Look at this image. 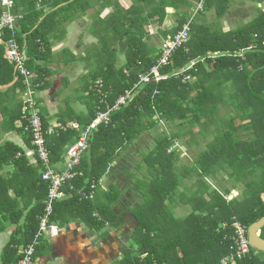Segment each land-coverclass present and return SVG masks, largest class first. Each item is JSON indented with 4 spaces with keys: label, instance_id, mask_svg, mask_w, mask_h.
I'll return each mask as SVG.
<instances>
[{
    "label": "trees",
    "instance_id": "trees-1",
    "mask_svg": "<svg viewBox=\"0 0 264 264\" xmlns=\"http://www.w3.org/2000/svg\"><path fill=\"white\" fill-rule=\"evenodd\" d=\"M232 1L204 0L203 9L214 7L215 20H220L228 13ZM251 1L258 5L254 17L227 32L219 26L211 29L198 25L195 17L201 12L195 15L188 43L178 49L170 64L161 70L167 78L133 90V98L110 115L108 124L90 133L88 148L76 168L77 174L64 186L65 198L53 205L49 224L62 228L80 223L89 230L101 232L103 237L109 230H120L119 216L114 211L119 194L114 187L97 194L101 179L136 138L160 124L178 128L173 139L191 135L194 125H203L200 134L211 138L205 150L195 158L193 167L184 168L180 175L175 166L178 153L168 152L173 141L163 134L152 151L142 157L150 180L133 185L135 194L142 199L140 205L129 209L137 225L130 235L131 245L124 246L121 258L112 264H219L230 253L233 220L249 228L264 217V13L259 0ZM83 2L42 0L38 8L36 0H15L14 11L22 19L17 23L15 34L5 31L2 40L14 38L26 48V68L35 75L31 79L34 92L43 91L49 85L45 81L48 74L45 66L37 64L47 62L50 55L45 28L53 24L59 13ZM175 2L162 0L150 8L146 17L135 8L127 11L128 18L120 16L118 11L112 14L107 33L113 36L100 37L102 51L113 56L115 51L105 46L114 42L112 38L125 39L123 64L118 66L109 57L107 62L98 65L82 88L86 94L87 115L74 118L62 115L57 123L67 126L75 123L68 121H76L84 129L98 111L114 105L120 95L134 88L139 75L147 73L160 56V51L148 45L146 27L150 22L161 25L166 16L165 7ZM183 2L187 7L192 4L188 0ZM44 5L64 6L44 16ZM179 19L176 28L160 33L163 39L173 35L186 22L185 15ZM4 50L5 46L0 44V86L9 85L18 77L13 65L4 59ZM191 62H194L192 66ZM97 82L108 92L105 104L100 103L96 94ZM20 87L21 79L18 78L12 86L0 91V97ZM222 106L230 109L228 118L220 115ZM21 107L22 102L17 115L4 118L3 127L8 125V130L16 131L14 123L21 120L25 144L31 149V137L25 131L27 123L22 120ZM37 108L46 127L49 125L47 119L38 104ZM79 133L67 129L46 138L53 167H60L66 148L78 139ZM243 133L247 136L242 137ZM24 152L8 142L0 146V167L11 165L14 169L8 180L0 177V213L8 214L14 227L2 251L0 264H18L23 257L19 249L33 242L32 264L48 249V244L42 242L44 236L35 243L48 186L41 180L39 163L30 164ZM219 171H226L234 183L232 187L239 189V196L226 201L230 190L214 188L208 193V201L202 196V190L207 191L210 186L208 181L202 182L188 198L181 193V200L189 204L190 212L183 219L175 218L166 203L178 194L181 179L192 178V173L199 180L215 178ZM9 188L15 192L14 199L8 198ZM81 193L87 196L92 193L93 198L83 197ZM260 237L264 239V227ZM234 264H264V254L251 249L245 258Z\"/></svg>",
    "mask_w": 264,
    "mask_h": 264
},
{
    "label": "crops",
    "instance_id": "crops-1",
    "mask_svg": "<svg viewBox=\"0 0 264 264\" xmlns=\"http://www.w3.org/2000/svg\"><path fill=\"white\" fill-rule=\"evenodd\" d=\"M161 1L162 0H84L82 4L73 6L56 16L55 20L52 21L53 24L45 28L49 38V59L42 64L37 63L41 66H45L48 72L47 76L45 75V81H48L49 85L47 89L37 92L36 96L38 107L45 115L48 124L58 122V119L62 115H67L70 118L87 115L86 94L83 92L84 89L82 91L85 82L89 80L92 73L97 71V66L102 64L103 61L107 62L109 57L110 59H114V63L118 66L123 64L125 39L121 38L116 40L112 38L114 42L105 46L115 51L113 56L105 54L102 51L103 44L100 41V37L109 39L113 36L111 33H107L109 19L112 17V14L118 11L120 16H126L128 18L129 14L127 11L135 8L137 13L139 12L142 14V17H146L150 8ZM173 1H176L175 4L165 7L166 16L161 25L150 22L146 27V31L148 32V45L154 48V46H150V43H158V45H160L156 48L158 51H160L164 40L160 33L176 28L179 24V18L185 15L187 20L188 15L191 14V12L185 11V9L188 8L184 4V0ZM188 1H191L193 4L189 7L192 10L196 8V5L201 0H198L196 3H193V0ZM248 1L250 2L251 0L232 1L228 13L220 20H215L214 18V7L211 9H204L199 13L196 19L198 20L200 18L199 25L211 23L213 24L212 29L219 26L223 32H227L230 29H234L235 27H231L239 22L241 18L246 17V14L242 16V9L247 8L246 10H248ZM60 6L50 8V6L44 5L43 8H41L45 16L49 13L51 14ZM236 14L238 15L235 18H231V16H235ZM226 22H230L229 25H232L228 27V29H225ZM23 48L27 56L26 48ZM90 49H98L99 51L97 50L92 54ZM15 82L16 79L10 85L0 86V91H5ZM21 102V87L17 88L13 93H3L0 97V146L8 142L26 151L28 150V146L25 144V134H23V131L20 129L22 121H15L14 127L16 131L8 130V125L3 127L4 118L10 119L12 116L18 114ZM70 122L79 124L76 121H68L67 123ZM129 150L121 157L117 158L110 166L108 173L101 179L100 188L97 192V194L105 193L109 191L110 187H116L115 189L118 194H120V200L115 204L114 211L119 216V222L121 223L120 230H109L108 234L103 237L101 232L98 233L89 230L80 223L74 222L62 228L57 227L58 233L55 237L43 238L42 242L48 244V249L36 258L35 264H112L121 258L122 249L124 247L123 241L130 238L132 229L137 225L128 208L125 210L119 208L120 204L128 200L126 196L135 197L133 185L138 182L135 181L132 187L130 183H127L126 188L130 190V192L124 189V181H122V178L124 179V175H127V171L130 170V161H134L133 163L137 161L134 157H130L128 154L130 153ZM150 151L152 150H149V152ZM125 157L128 158L126 159ZM26 159L32 165L36 164L33 159ZM119 166H121V168ZM59 169H61V165ZM13 171L14 169L11 165H3L0 167V177L8 180L13 174ZM181 181L179 186L180 190L182 189L181 193H184L183 190L186 188L183 187ZM208 191L209 189L205 191L204 188L202 190L203 194H208ZM7 192L8 198H15L16 195L13 189L9 188ZM191 193L193 194V192ZM177 195L181 198L179 193ZM20 207H22L21 202ZM13 230L14 227L8 214L0 213V259L2 251L7 245ZM21 250L22 248L19 249V254Z\"/></svg>",
    "mask_w": 264,
    "mask_h": 264
},
{
    "label": "built area",
    "instance_id": "built-area-1",
    "mask_svg": "<svg viewBox=\"0 0 264 264\" xmlns=\"http://www.w3.org/2000/svg\"><path fill=\"white\" fill-rule=\"evenodd\" d=\"M203 0H201L194 9V16L203 10ZM39 7L42 0H36ZM15 0H0V44L5 46L4 59L13 65L17 78L21 79V86L23 87L24 94L21 107V117L27 125L25 131L31 137V149L24 152L26 158H31L37 161L42 169L41 180L48 186L47 198L45 201L44 213L40 218L39 231L35 236V243L40 237L45 234L53 238L58 233V228L54 224H49L50 217L53 213V205L65 198L63 188L76 176V168L78 167L82 156L88 148V139L90 133L95 131L99 126L107 125L110 115L116 112L120 106L126 105L128 101L133 98V90L140 89L141 86L150 84L152 82H159L167 78L166 75L161 74V70L168 66L171 62L173 54L180 48L184 47L189 39L191 32V25L194 16L189 17L182 27L177 30L173 35H167L164 38L161 48L160 56L156 64L150 70L142 75H139L138 82L134 85L132 90H127L123 95H120L115 101L114 105H107L104 111H98L95 118L89 126L81 129L79 124L70 123L67 126L61 123H51L44 127L39 110L37 108L34 90L31 88L33 74L26 68L27 56L25 49L20 46L14 38L4 42L2 36L5 31L15 34L17 23L22 19V16L17 15L14 11ZM259 7L264 13V0H259ZM194 62H191V66ZM96 94L100 103H106L108 92L102 89L101 82L96 83ZM67 129L76 130L79 133L78 139L66 148L64 161L61 164V169L55 168L50 163V152L47 147L46 138L49 136H56L60 132H65ZM79 176L81 174H78ZM72 188V187H70ZM94 189V186L91 187ZM81 196L93 198L92 193L86 195L81 193ZM226 224L223 225L225 227ZM230 227L234 231L232 236V246L230 253L221 259L219 264H234L236 260L245 258L251 251L247 239L248 228L242 225L237 220H233ZM34 242L33 245H28L21 250L20 254L23 257L19 260L18 264H32V256L34 255ZM143 258V257H142ZM155 264V263H154Z\"/></svg>",
    "mask_w": 264,
    "mask_h": 264
},
{
    "label": "rangeland",
    "instance_id": "rangeland-1",
    "mask_svg": "<svg viewBox=\"0 0 264 264\" xmlns=\"http://www.w3.org/2000/svg\"><path fill=\"white\" fill-rule=\"evenodd\" d=\"M198 2V0H193V3ZM249 2V1H248ZM257 2H249V4H247V6L249 7L248 10L242 9V16L244 14H246V17L241 18V20L237 23H235V25H229L230 22H226L225 24V29H228V27L231 28H236L240 25H242L244 22L250 20L251 18L254 17L256 10L255 7L258 6L256 5ZM193 5V4H192ZM195 6V5H194ZM188 9H185V11H189L191 12V14L188 15V18L191 17L192 15L194 16L193 10L194 9H190L189 7H187ZM204 10V9H203ZM202 10V11H203ZM201 11V12H202ZM188 12V13H189ZM238 14H236L235 16H231V18H235ZM195 17V16H194ZM197 17H195L196 20ZM215 18V16H214ZM216 19V18H215ZM199 21L200 18L198 20H196V23L199 25ZM215 21V20H214ZM213 21V22H214ZM200 26H205V27H213V24L208 23V24H202ZM153 34V33H152ZM150 35V33H149ZM151 42V41H150ZM150 46H154V48H157L158 43L152 44V42L150 43ZM98 50V49H97ZM97 50L95 49H90V52L93 54L95 53ZM99 51V50H98ZM35 77V75H33V78ZM31 88L32 90L34 89V85L31 82ZM34 92V91H33ZM37 92L35 90L34 95H35V99L37 96ZM23 94H24V90L23 87L21 86V95H22V100H23ZM230 109H228L227 107H220V115L222 117H226L228 118L230 115ZM213 128V127H212ZM203 130V125H194L193 129L191 130L192 133L191 135H188L184 138L181 139H176V138H172L173 134H176L178 132V128H176V126L174 125H165L164 124H160L159 126L155 127L152 130L143 132L141 134V136H139L138 138H136L130 145L129 148H131L129 150L130 153H128L130 155L131 158H135L137 159V161H135L136 163H133L134 161H130L129 165H130V170H128V174L124 175V179L122 178V181H124V189H126V191L130 192V190H128L126 187L127 183L132 185L135 183V181H144L147 182L148 180H150V173H148L146 166L142 163V157L144 155H146L147 153H149V150H152L154 148V146L156 145V143L158 142V139L160 137V135H164L166 137H168V139H171L173 141L172 146L169 148L168 152H173V151H177L178 153V161L176 163V170L178 171L179 175L182 173V170L184 168H192L193 164H194V160L195 158L198 156V154L205 150V145L207 144L208 139H210L211 137L208 138H204L201 134L200 131ZM204 133V132H203ZM206 133V132H205ZM242 137H246L247 134L243 133L241 135ZM126 159L128 157H125ZM134 159V160H135ZM137 165H140L141 168H137ZM121 168V166H119ZM130 171V173H129ZM133 176V177H132ZM192 178H188V179H181L183 187H185L186 189L183 190L184 192V198H188L189 196L192 195L191 192H196V187L200 184V183H204L206 181L208 186H210V189L207 193L211 192L214 188H218V190H230V193L228 194V196H226V201H230L233 198H236L239 196V189L233 188V182L231 181L230 178L227 177V173L226 171H219L218 172V176H216L215 178H199L197 177V175L195 173H192ZM199 180V181H197ZM118 184V183H116ZM122 186V185H121ZM116 188V187H114ZM182 190V189H181ZM178 191V193L181 195L182 191ZM202 196H204V198H206V200L209 201V194H203ZM128 197V200L123 202L122 204L119 205V208H122L121 210H125L128 208H135L136 206L140 205L142 202V199H139L138 196L135 194V197L132 198L131 196H126ZM177 197V199H176ZM264 198V196H263ZM134 199V200H133ZM180 199V201H179ZM120 200V194H119V199L117 201V203ZM207 201V202H208ZM167 207L171 210L172 215L177 218V219H183L189 212H190V206L187 203H182L181 202V198L176 195L174 198L170 199L167 203ZM105 234L107 233V230H104ZM56 236V235H55ZM54 236V237H55ZM44 237L47 238H51V236L45 234ZM123 245L126 246H130L131 245V240L130 238L127 239L126 241H123Z\"/></svg>",
    "mask_w": 264,
    "mask_h": 264
},
{
    "label": "water",
    "instance_id": "water-1",
    "mask_svg": "<svg viewBox=\"0 0 264 264\" xmlns=\"http://www.w3.org/2000/svg\"><path fill=\"white\" fill-rule=\"evenodd\" d=\"M263 227L264 217L249 226L247 230V239L252 250L264 254V239L260 237V231Z\"/></svg>",
    "mask_w": 264,
    "mask_h": 264
}]
</instances>
